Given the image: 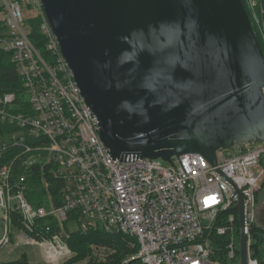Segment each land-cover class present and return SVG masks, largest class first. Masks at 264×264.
<instances>
[{
  "label": "built area",
  "instance_id": "1",
  "mask_svg": "<svg viewBox=\"0 0 264 264\" xmlns=\"http://www.w3.org/2000/svg\"><path fill=\"white\" fill-rule=\"evenodd\" d=\"M2 2L6 33L0 48L12 53L27 108L13 113L15 96L0 99V126L14 129L2 134L0 129V160L12 149L19 152L0 167V250L35 247L45 264H59L71 256L64 235L98 230L134 239L135 258L141 264H221L212 259L209 235L215 231L221 236L229 232L227 259L229 264H239V255L234 263L238 239L233 237V217L229 226H216L219 215L238 202L237 197L231 200L234 190L224 176L245 198L247 264H260L250 253L249 230L255 195L264 182V143L219 150L215 166L197 154L173 157L169 164L137 156L113 159L61 56L40 0ZM248 3L253 7L257 2ZM23 9L41 17L40 30L51 61H45L29 41V17L23 16ZM18 159L30 172L31 166L38 167L44 189L41 207L28 202L25 175L11 180ZM49 188H57V195ZM44 221L53 223L57 231L44 223L45 232L51 234L42 236L38 223Z\"/></svg>",
  "mask_w": 264,
  "mask_h": 264
},
{
  "label": "water",
  "instance_id": "2",
  "mask_svg": "<svg viewBox=\"0 0 264 264\" xmlns=\"http://www.w3.org/2000/svg\"><path fill=\"white\" fill-rule=\"evenodd\" d=\"M113 159L264 143V57L240 0H40ZM221 176L220 171H217ZM233 187L239 264L245 198Z\"/></svg>",
  "mask_w": 264,
  "mask_h": 264
},
{
  "label": "trees",
  "instance_id": "3",
  "mask_svg": "<svg viewBox=\"0 0 264 264\" xmlns=\"http://www.w3.org/2000/svg\"><path fill=\"white\" fill-rule=\"evenodd\" d=\"M243 8L245 9L246 15L251 22L249 9L246 7L243 0H240ZM258 5L261 6L262 11L264 13V0H257ZM256 4V7H259ZM257 10H261L258 8ZM41 17H29L26 20L27 25L30 28L29 41L34 46V48L38 51L40 56L45 61H51L49 54L46 51L45 43L46 39L41 33ZM252 23V22H251ZM2 24V26H1ZM0 24V39L3 37L2 32L5 30L3 23ZM252 30L254 32V27L252 26ZM255 34V32H254ZM260 37L255 34V39L260 48L261 53L263 54L264 43L260 45ZM263 49H262V47ZM12 53L10 51H5L0 48V99H2L5 95L13 94L16 98L15 108H13V113H22L24 112L23 107L27 108L25 96H24V88L23 83L19 75L17 74L14 65L11 62ZM21 104V105H19ZM5 126H0L1 134L11 132L14 129H10ZM17 153H19L16 149H12L5 154L4 157L0 160V167L6 163L9 159H13L16 157ZM263 163V158H262ZM264 165V164H263ZM38 167L31 166V172L28 171L22 164L21 160L18 159L14 162L13 172H12V182L25 175L26 176V184H27V192L26 198L30 205L34 207H41L43 205V182L39 178ZM264 187V182L261 185L260 190ZM49 191L52 195H57V188H49ZM255 195V203L258 199L257 195ZM233 217L232 225L234 226V240L238 239V224H237V214L232 210H227L222 212L219 215V219L216 221L217 227H227L230 225L229 217ZM46 223L52 232H56L57 229L53 226V223L50 221L39 222L38 231L42 236H48L51 233L45 232V228H43V224ZM250 234V253L253 258L257 259L260 264L261 256L259 247L263 242V233L262 230L257 227L254 222L250 226L249 230ZM211 239V244L214 250V256L212 259L221 262V264H229L231 261L227 259V250L226 247L230 243L231 235L229 232L223 236L217 235L215 231L211 232L209 235ZM63 239L71 252V256L61 262L59 264H141L139 260H137V243L132 238L123 237L120 235H110L107 233H103L98 230H89L86 233L76 231L73 233H68L63 236ZM103 250L102 255H94L95 251ZM236 259L234 258V263H238V251ZM0 264H28L24 255L21 258L9 262H0Z\"/></svg>",
  "mask_w": 264,
  "mask_h": 264
},
{
  "label": "rangeland",
  "instance_id": "4",
  "mask_svg": "<svg viewBox=\"0 0 264 264\" xmlns=\"http://www.w3.org/2000/svg\"><path fill=\"white\" fill-rule=\"evenodd\" d=\"M243 1L245 3L246 7L249 9V12H250V18H251L252 23L250 21L249 22H250L251 28H252V26L254 27L255 34H257V36L260 37L259 40L261 39L262 42L264 43V13L262 11L261 6L258 5V3H256L259 7H256V5L251 7L250 4L248 3L249 0H243ZM251 1L258 2L257 0H251ZM2 4H3V2H2V0H0V6H2ZM258 8H260L261 10H257ZM33 15H34V12L24 11V9H23V16H25L26 18L31 17ZM2 17H3V15L0 11V24L2 23ZM256 19L258 20V22L256 21ZM1 26H2V24H1ZM5 33H6V31L3 30L2 35H4ZM255 34H254V36H255ZM261 40H260V45H263ZM262 49H263V47H262ZM263 53H264V49H263ZM263 164H264V159H263ZM257 197H258L257 201L264 203V187L258 193ZM259 206L256 207V212H255L257 214L256 217L254 214L255 223L257 226L260 225L259 220L261 219L257 213V211L260 208ZM71 229H74V226H71ZM0 233H1V229H0ZM15 233H17V232H15ZM237 248H238V244H237ZM259 251H260L261 258L264 260V237H263V242L259 247ZM22 255H24L28 264H45V262L42 260V256L40 255V252L37 248L30 247V246H24V245L4 247L2 250H0V262H8V261L17 260V259L21 258Z\"/></svg>",
  "mask_w": 264,
  "mask_h": 264
},
{
  "label": "crops",
  "instance_id": "5",
  "mask_svg": "<svg viewBox=\"0 0 264 264\" xmlns=\"http://www.w3.org/2000/svg\"><path fill=\"white\" fill-rule=\"evenodd\" d=\"M32 17V16H31ZM261 202H259V201H257L256 202V204H255V207H254V214H255V217H256V207H258L259 205V210L257 211V213H258V216H260V220H259V222H260V225H256V223H255V218H254V220H253V222H254V224L257 226V227H259L261 230H262V233H263V237H264V203H261ZM9 262V261H8ZM261 262L264 264V260L261 258Z\"/></svg>",
  "mask_w": 264,
  "mask_h": 264
}]
</instances>
